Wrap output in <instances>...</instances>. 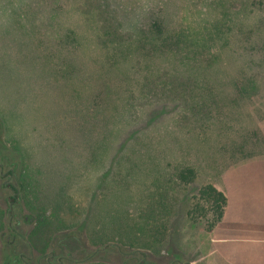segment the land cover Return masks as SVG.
<instances>
[{
    "label": "rangeland",
    "instance_id": "rangeland-1",
    "mask_svg": "<svg viewBox=\"0 0 264 264\" xmlns=\"http://www.w3.org/2000/svg\"><path fill=\"white\" fill-rule=\"evenodd\" d=\"M112 1L127 29L150 10L161 9L178 28H192L204 16L192 0ZM82 4L0 0V264H37L39 257L38 264H48L50 251L56 253L51 264H206L201 245L207 223L188 219V205L174 225L173 241L157 252L108 237L129 221L125 208L128 215L137 213L145 179L148 185L163 160L179 161L183 153L194 162L207 142L176 127L177 104L149 106L128 123L122 96L98 64L96 25L78 8ZM68 30L76 46L57 42ZM239 61L227 57L223 71L237 76ZM97 88L111 91L107 108L82 116L76 108ZM257 99L256 112L264 110V90ZM196 166V181L179 197L187 192L191 198L203 184L221 182L218 170ZM75 206L83 216L64 222Z\"/></svg>",
    "mask_w": 264,
    "mask_h": 264
},
{
    "label": "trees",
    "instance_id": "trees-1",
    "mask_svg": "<svg viewBox=\"0 0 264 264\" xmlns=\"http://www.w3.org/2000/svg\"><path fill=\"white\" fill-rule=\"evenodd\" d=\"M192 2L204 15L192 28L169 24L158 9L150 10L139 25L127 29L112 0H83L78 6L95 22L98 64L122 96L128 123L149 106L177 104L176 127L185 136L207 142L206 150L200 151L206 158L197 153L192 162L182 153L179 161L163 160V168L148 185L145 179L137 213L128 215L125 208L129 221L108 235L121 244L154 252L173 241L170 236L176 233L174 225L184 205H188L186 217L195 224L205 221L206 231L223 218L227 198L216 183L203 184L191 198L187 192L177 195L196 181V165L207 164L220 176L233 169L264 167V126L259 125L264 110H253L264 90V0ZM77 41L73 30L57 40L71 47ZM236 56L241 57L237 76H230L223 66L227 57ZM110 92L97 88L76 110L80 108L83 116L107 108ZM186 152L194 157L191 151ZM79 209L75 206V212L67 214L69 218L60 215L67 223L83 216Z\"/></svg>",
    "mask_w": 264,
    "mask_h": 264
},
{
    "label": "crops",
    "instance_id": "crops-1",
    "mask_svg": "<svg viewBox=\"0 0 264 264\" xmlns=\"http://www.w3.org/2000/svg\"><path fill=\"white\" fill-rule=\"evenodd\" d=\"M217 185L227 207L222 220L203 235L204 262L264 264V167L225 172Z\"/></svg>",
    "mask_w": 264,
    "mask_h": 264
},
{
    "label": "flooded vegetation",
    "instance_id": "flooded-vegetation-1",
    "mask_svg": "<svg viewBox=\"0 0 264 264\" xmlns=\"http://www.w3.org/2000/svg\"><path fill=\"white\" fill-rule=\"evenodd\" d=\"M10 172L12 173L11 170H10ZM1 174H2V173H1ZM6 182H7V181H5L4 183H6ZM13 196L15 197L14 199H16L15 193L13 194ZM55 255H56V253L53 252V251H50V252L46 253V254H45V260H46V262H47L48 264H51V263H50V260H51L52 257H55ZM19 257L22 259V261L27 262V259L23 256L22 253L19 254ZM29 259H32V258L30 257ZM56 259L59 260L60 263H61V261H62V257H61V256H58ZM37 261H38V263H39V261H40V257L38 258ZM7 263L10 264L11 261L9 260ZM38 263H37V264H38ZM12 264H16V261H15V260H12ZM28 264H29V263H28Z\"/></svg>",
    "mask_w": 264,
    "mask_h": 264
}]
</instances>
